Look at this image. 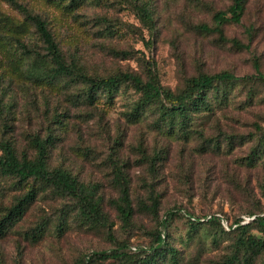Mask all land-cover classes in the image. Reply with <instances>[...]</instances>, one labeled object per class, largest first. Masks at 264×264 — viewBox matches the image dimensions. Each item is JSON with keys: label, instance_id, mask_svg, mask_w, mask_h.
<instances>
[{"label": "rangeland", "instance_id": "374dc122", "mask_svg": "<svg viewBox=\"0 0 264 264\" xmlns=\"http://www.w3.org/2000/svg\"><path fill=\"white\" fill-rule=\"evenodd\" d=\"M17 1L47 21L67 61L78 63L88 76L133 73L146 81L152 71L165 89L178 91L201 74L252 75L256 63L264 72V0H247L242 23L222 27L226 39H237L248 49L198 30L201 24L214 27L215 13L228 9L232 0H103L73 11L53 0ZM139 6L151 12L152 27L142 22ZM2 17L26 23L4 0ZM27 26L20 37L30 49L46 54L34 27ZM105 26L114 32L103 34ZM13 33L0 22V142L9 141L19 156L34 158L31 138H46L54 131L57 140L49 151V167L66 169L85 185L98 187L103 214L118 241L148 250L167 212L180 207L195 217H223L220 226L193 225L188 216L174 218L166 239L179 252L180 264H224L231 258H237L234 264H264V252H237L238 232L230 228L238 219L264 216V82L227 88V99L214 104L213 114L195 118L187 138L169 135L158 126L154 107L137 122L131 120L140 94L130 84L122 86L113 101L99 97L88 105L76 98L81 83L29 79L30 60L5 39ZM56 118L63 125L52 124ZM253 151L259 157L250 166L247 158ZM156 153L164 159H156L152 167L144 156ZM116 169L129 180L135 209L129 225L113 205L120 194ZM27 188L0 173V219ZM154 197L159 201L156 213L148 208ZM39 227L44 231L33 240ZM250 233L259 235L256 229ZM113 248L107 229L82 218L76 202L42 191L0 239V264H79L93 252ZM157 264L171 261L166 256Z\"/></svg>", "mask_w": 264, "mask_h": 264}, {"label": "trees", "instance_id": "16d2710c", "mask_svg": "<svg viewBox=\"0 0 264 264\" xmlns=\"http://www.w3.org/2000/svg\"><path fill=\"white\" fill-rule=\"evenodd\" d=\"M22 13L25 22L34 27L40 40L45 46L46 54L41 55L34 49L27 46L25 38L20 37L29 28L26 23H15L9 19H0L5 26H10L14 30L15 36H8L11 47L19 52L22 57L29 59L27 65V76L29 79L47 84H54L64 80L71 85L81 83L82 89L77 95V101L88 105H95L100 98L111 102L119 89L127 84L132 85L140 94L129 117L137 122L142 114L151 107L157 109L159 113L158 126L167 134H180L184 137L192 132L191 127L195 118L203 115H211L214 112V104L227 99L229 87L239 83H249L250 81L264 82V72L260 71L258 64L255 65V73L252 75L237 76L228 71H221L214 74H201L188 81L185 88L178 91L165 89L158 81L157 76L150 71L148 80H143L133 73H119L105 77L88 76L75 61L68 62L62 49L57 43L52 30L48 27L47 21L39 14L32 13L27 7L17 0H4ZM63 4L66 9L73 11L83 5L94 2L101 4L103 0H53ZM140 1V0H136ZM247 0H232L228 9L218 11L214 15V27L206 24L198 26V30L204 33H216L220 40L231 42L238 48L249 46L237 39L228 40L224 36L223 26L226 24L240 25L245 14ZM138 11L142 22L148 26H153L151 12L139 6ZM102 21V20H100ZM113 27L105 26L102 33L111 35ZM215 101V102H214ZM3 101L0 100V114H2ZM52 124L63 125L61 118H56ZM256 130L261 131L262 127L256 125ZM57 137L54 131L50 130L46 138L33 136L31 145L35 150L34 158H29L23 154L19 156L13 144L9 141L0 142V173L4 176L16 179L20 185L27 188L22 196L16 198L12 206L7 208L0 219V239L4 237L8 228L15 222L21 220L29 207L35 202L42 191H51L56 196L70 199L79 206L82 218L87 222L99 225L107 229L108 238L115 244V248L101 252H93L85 256L79 264H93L98 261L113 260L117 264H157L158 258L168 257L171 264H180L179 252L169 245L166 239L167 229L174 221L175 217L188 216L189 222L196 225L208 223L211 225H222L223 217L212 215L209 217H195L189 215L180 207H175L168 211L162 220L160 227L156 229L153 244L148 250L135 248L125 242L118 241L111 229V224L103 214L102 197L99 195L96 185H85L70 171L63 168H50L48 164L49 151L55 145ZM259 157L258 151H253L247 158V163L253 165ZM150 166H155V160H163V154L156 153L150 158L144 156ZM115 181L119 187V197L113 201V205L125 225L131 223L135 209L129 180L121 169L115 171ZM159 206L158 198H153L152 204L148 206L151 212L156 213ZM250 220L245 222L236 220L230 225L232 230L237 231L235 249L237 252H244L256 256L264 252V216L251 215ZM64 223H61V229ZM43 225V224H42ZM44 227V226H43ZM39 227L32 233L33 240H36L44 231ZM256 229L259 235L250 233ZM237 258H231L224 264H234ZM245 262L249 261L245 259Z\"/></svg>", "mask_w": 264, "mask_h": 264}]
</instances>
